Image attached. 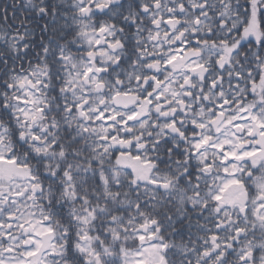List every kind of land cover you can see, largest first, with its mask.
I'll list each match as a JSON object with an SVG mask.
<instances>
[{"label":"snow or ice","instance_id":"snow-or-ice-1","mask_svg":"<svg viewBox=\"0 0 264 264\" xmlns=\"http://www.w3.org/2000/svg\"><path fill=\"white\" fill-rule=\"evenodd\" d=\"M0 264H264V0L0 5Z\"/></svg>","mask_w":264,"mask_h":264},{"label":"trees","instance_id":"trees-1","mask_svg":"<svg viewBox=\"0 0 264 264\" xmlns=\"http://www.w3.org/2000/svg\"><path fill=\"white\" fill-rule=\"evenodd\" d=\"M9 2V0H0V5H6ZM11 10H9V16H11Z\"/></svg>","mask_w":264,"mask_h":264}]
</instances>
